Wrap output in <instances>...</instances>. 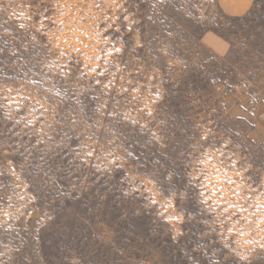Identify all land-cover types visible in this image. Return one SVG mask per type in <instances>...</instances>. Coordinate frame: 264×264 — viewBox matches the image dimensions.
Here are the masks:
<instances>
[{"label":"rangeland","instance_id":"1","mask_svg":"<svg viewBox=\"0 0 264 264\" xmlns=\"http://www.w3.org/2000/svg\"><path fill=\"white\" fill-rule=\"evenodd\" d=\"M0 264H264V0H0Z\"/></svg>","mask_w":264,"mask_h":264},{"label":"crops","instance_id":"2","mask_svg":"<svg viewBox=\"0 0 264 264\" xmlns=\"http://www.w3.org/2000/svg\"><path fill=\"white\" fill-rule=\"evenodd\" d=\"M254 0H218L220 9L223 10L228 15L231 16H242L247 13L252 5ZM206 39H209L214 42V44H222L220 39L214 34H207Z\"/></svg>","mask_w":264,"mask_h":264}]
</instances>
